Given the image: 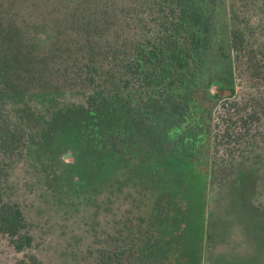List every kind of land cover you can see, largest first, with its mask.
I'll return each instance as SVG.
<instances>
[{"label":"trees","instance_id":"16d2710c","mask_svg":"<svg viewBox=\"0 0 264 264\" xmlns=\"http://www.w3.org/2000/svg\"><path fill=\"white\" fill-rule=\"evenodd\" d=\"M56 1L61 42H53L50 23L36 34L45 37L42 51L27 41L16 5L0 2V148L9 152L19 139L5 105L32 112L34 99L49 108L75 92L83 101L60 111L58 132L116 162L120 176L109 182L121 202L150 203L149 214L117 223L94 264H211L208 170L217 156L240 155L264 120V51L248 20L262 11L259 0ZM240 81L255 93L240 100ZM163 166L171 169L166 183L150 186ZM190 174L193 219L183 194ZM0 234L18 253L32 248L20 207L3 200L1 176Z\"/></svg>","mask_w":264,"mask_h":264},{"label":"rangeland","instance_id":"374dc122","mask_svg":"<svg viewBox=\"0 0 264 264\" xmlns=\"http://www.w3.org/2000/svg\"><path fill=\"white\" fill-rule=\"evenodd\" d=\"M0 2L16 5L13 13L30 28L27 41L38 44L37 51H42L45 37L39 35L37 39L36 34L60 21L59 2ZM259 5L262 11L248 20L252 41L264 51V0H259ZM61 29L49 31L54 43L61 42ZM236 89L240 100L255 93L249 82L240 81ZM66 92L49 108L34 99L32 112L18 103L4 106L8 128L19 139L14 140L9 152L0 148L3 200L20 207L32 248L18 253L0 234V264H94L97 248L108 247L110 237L117 235V223L149 214L148 199L142 204L145 196L128 197L126 204L120 201L124 195L109 182L115 173L120 176L113 159L58 132L55 125L60 122L54 123V119L60 111H75L83 101L75 92ZM215 161L208 170L210 189L206 196L211 264H264V120L247 136L240 155L217 156ZM189 165L192 169V162ZM170 172L163 166L149 179V185L154 186L160 178L166 183ZM186 177L188 188L183 194L191 198L193 219L192 175Z\"/></svg>","mask_w":264,"mask_h":264}]
</instances>
